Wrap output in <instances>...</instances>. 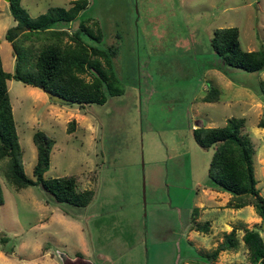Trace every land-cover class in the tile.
Here are the masks:
<instances>
[{
  "label": "rangeland",
  "instance_id": "obj_1",
  "mask_svg": "<svg viewBox=\"0 0 264 264\" xmlns=\"http://www.w3.org/2000/svg\"><path fill=\"white\" fill-rule=\"evenodd\" d=\"M68 1L20 5L35 17ZM80 20L93 33L99 28L98 46H114L110 59L122 94L102 105H61L13 78L6 85L23 172L32 177L31 137L39 130L53 139L42 177L74 174L77 189L94 194L76 208L56 203L39 185L16 190L4 179L0 159V235L8 237L0 264H207L204 255L226 227L234 226L239 240L243 227L264 240V223L253 222L251 206H210L208 194L229 193L209 185L212 149L198 147L191 137L195 126L243 118L256 188L264 197V128L257 126L264 120L258 94L264 71L224 66L209 45L213 29L234 26L243 50L264 49V0H87L77 17L55 28L70 33ZM12 24L0 0V60L9 73L14 59L4 32ZM82 77L90 79L88 72ZM210 87L217 88L218 99L202 102ZM71 119L76 123L67 133ZM198 205L205 207L196 221L213 220L206 234L187 228ZM215 263L252 264L241 241L236 251L220 252Z\"/></svg>",
  "mask_w": 264,
  "mask_h": 264
},
{
  "label": "trees",
  "instance_id": "obj_2",
  "mask_svg": "<svg viewBox=\"0 0 264 264\" xmlns=\"http://www.w3.org/2000/svg\"><path fill=\"white\" fill-rule=\"evenodd\" d=\"M87 6V0H70L68 7H49L44 13L30 17L20 5V0H9L7 8L13 24L5 29L4 39L11 46L14 59L11 73L3 70L0 60V159H5L3 177L7 183L18 190L29 185H39L51 195L56 203L81 208L89 204L93 197L92 189H77V175L66 174L43 178L48 167L49 152L53 139L37 130L32 134L35 146V163L32 177L22 169L21 149L12 118L6 81L13 78L48 93L51 102L61 105L85 104L102 105L107 97L122 94L119 81L113 70L110 57L115 49L98 46L102 33H96L80 20L73 32L55 28L58 23L72 21ZM96 24V22H94ZM85 36L89 42L82 39ZM43 38L40 45L35 41ZM28 41V44H25ZM209 45L224 66L247 72L264 71V49L243 50L238 41L236 27H219L212 31ZM90 79L84 80L83 74ZM258 94L264 101V82L258 81ZM219 97L217 88L210 87L200 97L202 102H214ZM75 120L67 121L65 131L71 133ZM257 126L264 128V120ZM243 118H226L224 125L218 127L195 126L191 128L194 143L203 149H212L206 175L211 187L230 194L223 207L239 209L250 205L254 213L264 220V197L256 188L253 174L251 142L243 132ZM2 203L0 193V204ZM199 208L193 207L190 213L188 230L206 234L209 222L196 221ZM261 223V222H260ZM240 240L233 226L224 232L212 250L204 256L207 264H216L220 252L236 251L241 241L252 264H264V240L256 229L243 227ZM8 242V237L0 235V246Z\"/></svg>",
  "mask_w": 264,
  "mask_h": 264
},
{
  "label": "crops",
  "instance_id": "obj_3",
  "mask_svg": "<svg viewBox=\"0 0 264 264\" xmlns=\"http://www.w3.org/2000/svg\"><path fill=\"white\" fill-rule=\"evenodd\" d=\"M70 1V0H69ZM69 1H68V5H67V7L69 6ZM5 5L7 6V3L5 2ZM66 8V7H65ZM84 10V9H83ZM66 30V29H65ZM208 190H210V191H213V190H211L212 188L210 187V186H208ZM215 190V189H214ZM214 192V194H208L209 196H210V198H211V201H212V204L210 205V206H214L215 208H219V207H222L223 206V204H224V202L229 198V196H230V194H228V195H223L222 193H220V192H217V191H213ZM247 206H250V205H245V206H243V207H247ZM195 207H198L199 208V215H198V218H199V216H200V214H202V209L205 207V206H201V205H198V206H195ZM222 208H225V207H222ZM242 208V207H241ZM240 209V208H239ZM257 216V215H256ZM197 218V219H198ZM252 220H253V222L255 223V222H257V221H259L260 220V218L257 216V217H253L252 218ZM208 222H209V231H211V223L210 222H212L213 223V220L211 219V220H207ZM187 228H188V226H187ZM230 230V227H226V229H225V231L224 232H228ZM188 231H190V230H188ZM220 240H221V237H220V239L218 240V241H216V243L214 244V246L218 243V242H220ZM224 252V251H223ZM87 261V260H86ZM88 262V261H87ZM90 263V262H89Z\"/></svg>",
  "mask_w": 264,
  "mask_h": 264
},
{
  "label": "water",
  "instance_id": "obj_4",
  "mask_svg": "<svg viewBox=\"0 0 264 264\" xmlns=\"http://www.w3.org/2000/svg\"><path fill=\"white\" fill-rule=\"evenodd\" d=\"M4 2H6V3H8L9 2V0H3ZM46 93V92H45ZM47 94V96H48V93H46ZM142 192H143V184H142ZM262 223H264V220H262Z\"/></svg>",
  "mask_w": 264,
  "mask_h": 264
}]
</instances>
